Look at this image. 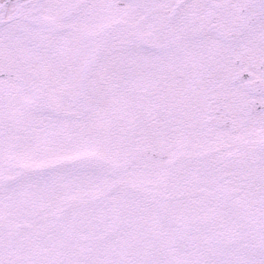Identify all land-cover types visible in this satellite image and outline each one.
Here are the masks:
<instances>
[{
  "label": "snow or ice",
  "instance_id": "1",
  "mask_svg": "<svg viewBox=\"0 0 264 264\" xmlns=\"http://www.w3.org/2000/svg\"><path fill=\"white\" fill-rule=\"evenodd\" d=\"M0 264H264V0H0Z\"/></svg>",
  "mask_w": 264,
  "mask_h": 264
}]
</instances>
